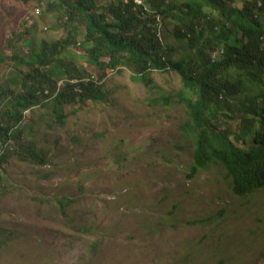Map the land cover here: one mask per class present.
Returning a JSON list of instances; mask_svg holds the SVG:
<instances>
[{
    "label": "rangeland",
    "instance_id": "rangeland-1",
    "mask_svg": "<svg viewBox=\"0 0 264 264\" xmlns=\"http://www.w3.org/2000/svg\"><path fill=\"white\" fill-rule=\"evenodd\" d=\"M50 1L0 0V83L20 67L3 49L9 31L19 57L65 38L45 11ZM168 30L161 39L175 44ZM150 79L120 68L105 80V102H88L63 126L52 104L25 113L22 139L45 159L0 165V264H264V187L238 197L214 163L188 178L187 114L175 97L164 103L181 80Z\"/></svg>",
    "mask_w": 264,
    "mask_h": 264
},
{
    "label": "trees",
    "instance_id": "trees-1",
    "mask_svg": "<svg viewBox=\"0 0 264 264\" xmlns=\"http://www.w3.org/2000/svg\"><path fill=\"white\" fill-rule=\"evenodd\" d=\"M45 11L57 15L65 38L41 40L19 57L16 33L5 36L6 58L20 67L0 83V165L44 163L22 139L27 111L52 104L63 126L88 102H105V80L120 68L146 86L151 73L174 72L182 87L164 103L175 97L187 114L182 130L194 141L187 177L214 163L238 197L264 187V0L241 7L236 0H145V7L133 0H53ZM167 27L175 44L161 39Z\"/></svg>",
    "mask_w": 264,
    "mask_h": 264
},
{
    "label": "built area",
    "instance_id": "built-area-1",
    "mask_svg": "<svg viewBox=\"0 0 264 264\" xmlns=\"http://www.w3.org/2000/svg\"><path fill=\"white\" fill-rule=\"evenodd\" d=\"M133 3L137 6V7H145V0H133ZM36 14H40V10L37 9L36 10Z\"/></svg>",
    "mask_w": 264,
    "mask_h": 264
}]
</instances>
